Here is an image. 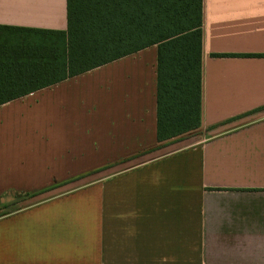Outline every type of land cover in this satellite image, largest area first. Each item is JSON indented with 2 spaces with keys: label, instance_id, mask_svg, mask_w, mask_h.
Masks as SVG:
<instances>
[{
  "label": "crops",
  "instance_id": "obj_1",
  "mask_svg": "<svg viewBox=\"0 0 264 264\" xmlns=\"http://www.w3.org/2000/svg\"><path fill=\"white\" fill-rule=\"evenodd\" d=\"M0 26L66 31L67 0H0ZM202 31L175 140L157 46L0 106V264H264V0H203Z\"/></svg>",
  "mask_w": 264,
  "mask_h": 264
},
{
  "label": "trees",
  "instance_id": "obj_2",
  "mask_svg": "<svg viewBox=\"0 0 264 264\" xmlns=\"http://www.w3.org/2000/svg\"><path fill=\"white\" fill-rule=\"evenodd\" d=\"M66 31L0 26V106L158 48L157 142L201 127L203 0H67Z\"/></svg>",
  "mask_w": 264,
  "mask_h": 264
},
{
  "label": "rangeland",
  "instance_id": "obj_3",
  "mask_svg": "<svg viewBox=\"0 0 264 264\" xmlns=\"http://www.w3.org/2000/svg\"><path fill=\"white\" fill-rule=\"evenodd\" d=\"M123 169L117 168V170L113 171V173H118V172L122 171ZM96 172H98V171H96ZM89 177H91L95 180H100L102 176H101V172H98L97 174H95L93 176H89ZM7 200H8L7 196H4L0 199V214L5 212L6 204L8 202Z\"/></svg>",
  "mask_w": 264,
  "mask_h": 264
}]
</instances>
